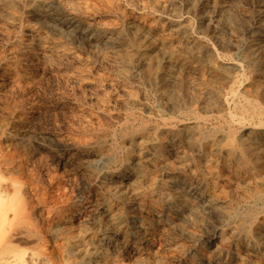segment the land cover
Segmentation results:
<instances>
[{
    "label": "rangeland",
    "instance_id": "rangeland-1",
    "mask_svg": "<svg viewBox=\"0 0 264 264\" xmlns=\"http://www.w3.org/2000/svg\"><path fill=\"white\" fill-rule=\"evenodd\" d=\"M19 1L21 3L17 2L16 5H13L14 8L10 5L5 6V4H2L3 0L0 1V150L2 149L0 153H3L4 151L3 154H8H5V158L10 159V154L14 152L13 156H16V159L11 158L13 159V161H10V163H8L6 166H9V169L13 166L11 169L14 172L16 171L15 168H17L18 170L19 166V170L21 171L22 175V181H24L28 186L30 181L35 182V185L33 184V182L31 185L35 186L34 189L36 193L38 192L37 194L40 198L39 199L36 196L32 197V201L34 202V204L33 202H31V207L29 209L31 218L26 223V225H23L24 227H28H25V230L23 227L21 228V230L37 232L39 234V238H41L42 236L43 237L38 240H36L34 236H30L32 239L28 236H25V240L23 239V237L17 238L19 242L18 244L21 248H24L29 252H33L35 250L33 252L35 253L34 256H36L34 264H40V259H45L46 262L48 260H50V262L55 260L52 263L48 261L49 263L47 262V264H65L69 260H71L68 257L67 251L65 250L67 234L61 231V229L58 227V223L64 217H67L66 215L69 212L73 211V209L75 208H78L85 199V202L87 201V203L91 204L93 207L92 215L94 214V218H89L84 222H80L78 221V219L80 218H78L77 216H73L71 219L73 223L72 225H70V232L71 234L74 233L73 235L75 236H77L79 233L88 232L86 233L87 237L93 235L94 237H100L101 235H99V232L96 231L97 229H95V226H93V222L94 220H97L96 218L99 213H112L113 224H115L114 227L115 231L117 232L116 236L119 239V242L117 243V245L111 246L107 243L105 244L104 240L103 244L106 246V251L100 250L101 257H99L100 260L105 261L104 264H113V258L117 255L120 256L119 262H122L121 264H125L127 262V264H131L132 262L136 261V257L137 260H142L143 264H154L155 262H159L158 264H264V167L261 168L260 165L255 163V165L260 168L258 174L256 173V170H253L254 172L251 170L248 171V169H246V167L243 165L244 163L242 164L241 161H239L236 157L229 158L226 153V148L228 145L227 143L228 141H230V139H233L232 141L236 142L238 138L243 137L248 138L251 143L253 141V144L256 145L262 152L264 159V150H262L264 149V123H262L264 122V113L262 112L257 114L256 111L252 112L253 108L252 106H250L251 104L249 102L250 100H252V98H256L254 97L255 91L253 89V82L257 81L261 84L263 83L262 85H264V79L263 81H261V79L264 78V54H262L264 53V30L262 29V31L258 29L259 23L264 22V19H262L264 18V0H180L181 2L179 0ZM22 1H24V3H22ZM64 2H66V4H68L69 6L75 7L72 8L74 11L72 9L67 10ZM152 2H154L153 4L155 6L152 4ZM156 2L159 6L156 4ZM27 4L30 7L27 6ZM48 6L51 8V11H55L54 13H57L58 15L59 13L62 14V16H64L68 21L67 22L65 20L66 24L70 23L71 21L76 22V20H78V22H81V25L73 27L72 30H69V32L67 33L66 30H63L65 24H59L60 20L57 19L58 24L55 22L51 23V21L49 20L48 22L50 24H53V26L55 27L54 31L49 30V26L47 25L44 17L45 11H43L44 8ZM5 7L9 8H7L6 10ZM63 7H65V9ZM1 8H3V10ZM75 10L78 13L80 12L79 15L78 13L76 14ZM12 11L15 12L13 13ZM7 12L10 13V15L7 14ZM149 12L151 14H149ZM95 17L96 19L94 20ZM85 20H87L88 22ZM3 21L5 22V24H3ZM99 21L103 22L101 23ZM127 21L131 25H128ZM19 22L22 23L20 24ZM96 25H99V27L97 26L96 28ZM39 26L40 28L38 29ZM179 26H183L186 30V33L182 32L180 34H176L174 32V34L172 30L176 29ZM41 31L46 32L42 33ZM102 31H104V33H102ZM73 33L75 34L74 36ZM170 33H173L174 35L172 34L171 36L169 35ZM131 34L134 35L132 36ZM138 34H140V36ZM217 35L220 37H218ZM100 36L101 38H99ZM130 36L132 37L128 38ZM163 38H168L170 41H172V44L174 46L179 47L180 45V47L182 46V48L185 47L183 44L184 42H179V39L186 40L187 38L189 39V41H199L204 47V52H202V54L197 57L193 56L194 58L187 57V62H182L181 64V60L176 59V54L173 55L174 57H169L163 52ZM49 41H51V45ZM61 41L62 43H64L61 44ZM59 43L60 47L58 46ZM151 43L153 44L151 45ZM246 43L253 45L254 53L252 54V56L256 58V62L258 65L256 66L255 70L251 67V61L249 63V59L245 57V52L249 45H247ZM43 44L45 46L49 44V46L45 47L47 49L51 46L48 52H50L53 60L59 59L61 61L57 60V62L51 59H49L50 62L46 60L43 61V59L41 58L43 56L41 55L40 57L39 53V46ZM33 45L34 48L31 47ZM235 45H237V47ZM22 47L25 49H23ZM54 48H57L56 52H53V50L55 51ZM256 48L262 51H258L256 50ZM143 53L148 54L149 56L151 54L155 56L159 61V66L156 69L153 68L151 74H149L148 72L147 65L149 59L145 60V58H142ZM69 54L73 57L69 56ZM224 54H226L227 56ZM231 55L233 56V59ZM208 57L212 58L214 62H216L218 67H228L230 69L228 71V75L225 78L219 77L217 71L212 70L210 65L207 64V62L209 63ZM126 58H128V60ZM59 62H61V64ZM76 62L78 63V65H76ZM238 62L241 65L238 64ZM218 63H220V65L222 66H220ZM139 65L143 66L140 67ZM49 66L51 67L49 68ZM77 67L79 70L76 69ZM73 69L76 70L74 71ZM69 70L74 72L72 73ZM86 70L89 72H87ZM155 70H162L161 72L169 80L168 82L170 84V88L181 91V101L179 99L178 102L172 103L162 95L160 81L155 75ZM241 70L244 74L240 72ZM251 70H253V72ZM174 71L176 72L174 73ZM201 73H203L202 75L204 77L201 75ZM239 73H241V75ZM229 74L231 77L229 76ZM74 76L81 77H76L75 79ZM248 77L251 79H249ZM253 77H256V79H254ZM189 79L192 80L190 81ZM179 80H182L181 86L178 84ZM240 80H242L241 83H238ZM233 81L234 84L232 85ZM207 82H210L213 88L218 91V100L216 104H209L207 102V94L204 93V87L207 86ZM248 82L251 83L249 84ZM189 83H191V85ZM245 85H249L248 87L250 88ZM224 87L226 88V90H223L225 89ZM235 88L237 90H235ZM219 92L221 93L220 95ZM235 94L238 96H236ZM230 95H233L232 97L234 98H231ZM245 99L247 101H243ZM240 100L242 102H239ZM257 100L259 104L264 107L263 99L257 97ZM14 102L17 103L15 104ZM242 103L244 106L241 105ZM184 106L187 110L184 108ZM221 107L223 108L221 109ZM227 107H229V109ZM242 107L244 108L242 109ZM246 108L247 110L250 109V111L248 110L247 112ZM221 110L222 112H220ZM227 113L231 114L228 115ZM204 114H207L205 115L207 118L203 116ZM159 116H162V119H160ZM163 116H166L167 118ZM260 120H262V122ZM253 121L256 123H253ZM166 123H168V125ZM182 124L192 125V128L194 129L192 135L196 136L197 138L200 137V133L202 131L203 133L209 134L210 131H212L214 133L211 132V134L214 135L215 140L213 142H197L195 146H191L188 142V133L183 131L179 133L177 140L171 141L170 134L174 133V131L182 127ZM232 124L233 126H236L233 128V131H230ZM237 125L240 126L238 127ZM138 127H144L143 135L145 138H142L138 133H134L135 129ZM216 128H218L219 130L221 129V131ZM258 130L261 131V134L253 136L252 133L257 132ZM120 131H122L123 133H120ZM145 134H147L148 136H145ZM157 134H159L160 136L163 135V137L167 138V143H165V145L158 147L156 146L159 139V136ZM133 138L135 141L133 140ZM152 139L154 140L151 141ZM224 139L226 140V142ZM25 141L26 143H23ZM199 147H201V149ZM21 148L24 149H22L21 151ZM7 149H10V151L8 152ZM136 152H138V154H136ZM92 155L94 156V158ZM88 157L89 160H87ZM100 157L103 159H100ZM158 158L162 160L165 158L163 160L165 161V164L161 166L156 165L155 161ZM216 158L217 160H215ZM251 161L253 162L254 159H252ZM14 163H16V165ZM192 163H194L195 166H193ZM9 164L12 165L10 166ZM23 166L25 169L23 168ZM236 166H238L239 168ZM26 170L28 173H25ZM142 172L146 174V177L142 179L143 183L141 184L139 189L144 192V194L137 195L136 192L133 191L129 182L136 175ZM260 172L263 174H261ZM239 173L241 175H239ZM244 173L247 174V176ZM253 175L256 177H254ZM26 176L28 178L27 181ZM149 176L153 177L154 180L157 181L156 187L153 189L148 188L146 184L148 179L147 177ZM246 177L248 179L250 177L249 181ZM119 180H123V182L118 183L119 186L117 190H112L111 188L113 187L104 184L111 182L117 183L119 182ZM175 182H177V185H175ZM59 184H61V186ZM246 187L249 188L248 191H246L248 189ZM59 188L60 190L62 189V192L59 190ZM184 188L187 189L185 190ZM250 188H252L253 190ZM259 190H262V192H259ZM66 191L68 192L66 193ZM29 192L30 191L28 190V193ZM59 192H61V194ZM126 192L128 195L126 194ZM167 192L170 193L171 196ZM55 193H57L58 196L55 195ZM257 193L260 194L257 195ZM51 195H55L58 198L55 196L51 197ZM255 195H257V198H255ZM251 196H253V198ZM48 198H50L49 201L47 200ZM245 198H248V200ZM212 201H216L215 206L212 205ZM189 202H196L195 211L189 210ZM43 203L45 204L43 205ZM236 204L238 209H236ZM217 205H219L220 207H217ZM49 206L51 207L49 208ZM33 207H35L36 209ZM251 208L254 209V212H252ZM113 209L114 211H112ZM248 209H250V211ZM45 210L46 212L49 211V213H45ZM37 211H41L42 213L40 212V214L38 212L37 214ZM154 211L157 212L154 213ZM225 212L227 215L225 214ZM239 212H241L240 214L245 215L246 222H244L242 226L237 217V213ZM44 214H47L46 217H44ZM55 219L56 221H54ZM183 220L185 221V223ZM121 221L124 223H122ZM38 222L41 225H39ZM46 222L50 225H47ZM186 222H188V224ZM35 223L36 225H34ZM168 224L170 225V228ZM33 225L35 226V228ZM29 226H32L31 229H33L31 230ZM49 226H51L52 228ZM86 227L89 229H87ZM142 231L143 235L141 234ZM77 232L78 234H75ZM155 234L157 237L155 236ZM125 235L128 236L126 237ZM168 235L169 237H167ZM143 237L145 239H148L145 240ZM151 237H156L157 239H153ZM30 239L32 241H29ZM167 239H169V241ZM22 240H24L23 243ZM33 242H35L36 244ZM41 242H43L46 246L41 244ZM32 243L34 245H32ZM133 243L138 247L137 252H133L130 249L129 245ZM25 244L28 245L26 246ZM169 245L171 248H169ZM37 248L38 250H40L38 251ZM51 248H54V250H52ZM177 249H179V251ZM151 252L153 255L151 254ZM241 253H243V256L241 255ZM244 255L247 257H244ZM152 257L154 258V261ZM169 257H171V259ZM127 258L128 260H126ZM77 259L79 260L78 257L76 259H73L71 264H96V261L94 259H87V261L86 259H82L85 260L84 263H78Z\"/></svg>",
    "mask_w": 264,
    "mask_h": 264
},
{
    "label": "bare ground",
    "instance_id": "bare-ground-1",
    "mask_svg": "<svg viewBox=\"0 0 264 264\" xmlns=\"http://www.w3.org/2000/svg\"><path fill=\"white\" fill-rule=\"evenodd\" d=\"M1 1V0H0ZM70 1V0H69ZM160 1V0H159ZM180 1V0H179ZM17 2H20L19 0L18 1H16V0H3V3L2 4H5V6L6 5H10V6H13V5H16V3ZM45 2V1H44ZM43 2V3H44ZM50 2V1H49ZM151 2V1H150ZM149 2V3H150ZM175 2H177V1H175ZM181 2V1H180ZM185 2V1H184ZM1 3V2H0ZM21 3V2H20ZM22 3H24V1H22ZM26 3V2H25ZM34 3V2H33ZM37 3V2H36ZM39 3V2H38ZM51 3V2H50ZM60 3V2H59ZM154 2H152V4H153ZM187 3V2H186ZM47 4H48V2H47ZM55 4H57V3H55ZM54 4V5H55ZM61 4H63V3H61ZM64 4H65V7H66V9L68 10V9H72V8H75V7H73V6H69L68 4H66V2H64ZM156 4L158 5V3L156 2ZM161 4V3H160ZM1 5V4H0ZM29 5H30V3H29ZM28 4H27V6H29ZM33 5V4H32ZM45 5V4H44ZM148 5V4H147ZM154 5V4H153ZM4 6V5H3ZM50 6V5H49ZM45 7L44 8V10L43 11H45V13H44V17H45V21H46V23H47V25L49 26H47L48 28H49V30H51V31H54L55 30V27L53 26V24H50L48 21L50 20L51 21V23H57V19L58 20H60V22H59V24L61 25H63V24H65V27L63 28V30L65 31L66 30V32L68 33L69 32V30H72V28L73 27H76V26H79V25H81V22H78V20H76V22L75 21H71L70 23H68V24H66V18L64 17V16H62V14H60L59 13V15L57 14V13H54L53 11H51V8L50 7ZM141 6V5H140ZM155 6V5H154ZM159 6V5H158ZM163 6V5H162ZM172 6V5H171ZM30 7V6H29ZM37 7V6H36ZM59 7H60V5H59ZM65 7H63L64 9H65ZM157 7V6H156ZM155 7V8H156ZM6 8V7H5ZM7 8H9V7H7ZM7 8H6V10H7ZM13 8H14V6H13ZM18 8V7H17ZM23 8V7H22ZM27 8V7H26ZM57 8V7H56ZM79 8V7H78ZM2 10H3V8H1ZM20 9V8H19ZM38 9V8H37ZM41 9V8H40ZM55 9V8H54ZM80 9V8H79ZM142 9V8H141ZM140 9V10H141ZM145 9V8H144ZM153 9V8H152ZM9 10V9H8ZM22 10V9H21ZM28 10V9H27ZM56 10V9H55ZM73 10V9H72ZM64 11V10H63ZM74 11V10H73ZM151 11V10H150ZM6 12V11H5ZM11 12V11H10ZM13 12V11H12ZM15 12V11H14ZM13 12V13H14ZM18 12V11H17ZM37 12V11H36ZM65 12V11H64ZM71 12V11H70ZM75 12H76V10H75ZM82 12V11H81ZM146 12H147V10H146ZM1 13V12H0ZM19 13V12H18ZM33 13V12H32ZM35 13V12H34ZM62 13V12H61ZM78 12H76V14H77ZM80 13V12H79ZM79 13H78V15H79ZM157 13V12H156ZM262 13V12H261ZM264 13V12H263ZM262 13V14H263ZM7 14H9L10 15V13H8L7 12ZM17 14V13H16ZM20 14V13H19ZM23 14V13H22ZM27 14V13H26ZM65 14H67V13H65ZM142 14V13H141ZM149 14H151L150 12H149ZM168 14V13H167ZM38 15H39V13H38ZM134 15V14H133ZM155 15H157V14H155ZM164 15V14H163ZM1 16V15H0ZM3 16V15H2ZM12 16V15H11ZM16 16V15H15ZM84 16V15H83ZM170 16V15H169ZM259 16V15H258ZM4 17V16H3ZM6 17V16H5ZM21 17V16H20ZM37 17V16H36ZM43 17V16H42ZM73 17V16H72ZM174 17V16H173ZM176 17V16H175ZM9 18V17H8ZM80 18V17H79ZM78 18V19H79ZM86 18V17H85ZM92 18H93V16H92ZM97 18H99V17H97ZM150 18H152V17H150ZM166 18V17H165ZM1 19V18H0ZM3 19H5V18H3ZM11 19V18H10ZM14 19V18H13ZM96 19V17L94 18V20ZM134 19V18H133ZM262 19H264V18H262ZM17 20V19H16ZM21 20V19H20ZM66 20V21H65ZM70 20V19H69ZM131 20V19H130ZM154 20V19H153ZM156 20H157V18H156ZM182 20V19H181ZM13 21H15V20H13ZM82 21V20H81ZM85 21H87V20H85ZM136 21V20H135ZM142 21H143V19H142ZM159 21V20H158ZM170 21V20H169ZM262 21V20H261ZM4 22V21H3ZM11 22V21H10ZM17 22V21H16ZM38 22V21H37ZM40 22V21H39ZM68 22V21H67ZM75 22V23H74ZM88 22V21H87ZM99 22H103V21H99ZM130 22V21H129ZM146 22V21H145ZM171 22V21H170ZM8 23V22H7ZM20 23V22H19ZM22 23V22H21ZM20 23V24H21ZM32 23H34V22H32ZM127 23H128V21H127ZM160 23V22H159ZM180 23V22H179ZM3 24H5V22L3 23ZM39 24V23H38ZM58 24V23H57ZM56 24V25H57ZM89 24V23H88ZM134 24V23H133ZM255 24V23H254ZM1 25V24H0ZM46 25V24H45ZM128 25H131V24H129L128 23ZM140 25V24H139ZM30 26H32V25H30ZM34 26V25H33ZM35 26H37V25H35ZM97 26L99 27V25H96V28H97ZM163 26V25H162ZM174 26H175V24H174ZM9 27V26H8ZM107 27V26H106ZM105 27V28H106ZM113 27V26H112ZM169 27V26H168ZM10 28V27H9ZM8 28V29H9ZM12 28V27H11ZM34 28V27H33ZM37 28V27H36ZM40 28V26L38 27V29ZM42 28V27H41ZM60 28V27H59ZM67 28H68V30H67ZM86 28V27H85ZM91 28V27H90ZM131 28V27H130ZM133 28V27H132ZM174 28V27H173ZM3 29V28H2ZM37 29V30H38ZM58 29V28H57ZM87 29V28H86ZM134 29V28H133ZM143 29V28H142ZM148 29V28H147ZM151 29V28H150ZM258 29L259 30H264V22H262V23H259V25H258ZM5 30V29H4ZM3 30V31H4ZM7 30V29H6ZM24 30V29H23ZM28 30V29H27ZM45 30H46V28H45ZM84 30V29H83ZM130 30H132V29H130ZM156 30V29H155ZM262 30V31H263ZM10 31V30H9ZM35 31V30H34ZM34 31H33V33H34ZM76 31H78V30H76ZM96 31V30H95ZM123 31V30H122ZM160 31V30H159ZM170 31V30H169ZM173 31V33L175 32L176 34H180V33H182V32H185L186 30L184 29V27L183 26H179V27H177L176 29H173L172 30ZM191 31V30H190ZM24 32V31H23ZM42 33H44V32H46V31H41ZM47 32H48V30H47ZM50 32V31H49ZM65 32V33H66ZM97 32V31H96ZM119 32V31H118ZM145 32V31H144ZM161 32V31H160ZM164 32V31H163ZM166 32V31H165ZM10 33V32H9ZM37 33H39V32H37ZM41 33V34H42ZM60 33H62V32H60ZM59 33V34H60ZM76 33V32H75ZM83 33V32H82ZM102 33H104V31H102ZM121 33V32H120ZM126 33V32H125ZM131 33H132V31H131ZM140 33V32H139ZM148 33V32H147ZM155 33V32H154ZM173 33H170L169 35H171L172 36V34ZM174 33V34H175ZM186 33V32H185ZM46 34V33H45ZM72 34V33H71ZM78 34V33H77ZM91 34V33H90ZM94 34V33H93ZM116 34V33H115ZM144 34V33H143ZM150 34V33H149ZM173 34V35H174ZM196 34H198V33H196ZM6 35V34H5ZM24 35V34H23ZM44 35V34H43ZM42 35V36H43ZM50 35V34H49ZM75 34L73 33V36H74ZM117 35V34H116ZM132 36L134 35V34H131ZM139 36H140V34H138ZM138 35H136V36H138ZM145 35V34H144ZM153 35V34H152ZM194 35V34H193ZM207 35V34H206ZM221 35H223V34H221ZM225 35V34H224ZM252 35V34H251ZM22 36V35H21ZM30 36V35H29ZM37 36V35H36ZM72 36V37H73ZM106 36V35H105ZM107 36H109V35H107ZM111 36V35H110ZM123 36V35H122ZM127 36V35H126ZM132 36H130V37H128V38H131ZM141 36H143V35H141ZM158 36V35H157ZM196 36V35H195ZM218 36V35H217ZM237 36V35H236ZM8 37V36H7ZM175 37V36H174ZM186 37V36H185ZM189 37V36H188ZM200 37V36H199ZM203 37V36H202ZM218 37H220V36H218ZM262 37V36H261ZM19 38H20V36H19ZM47 38H49V37H47ZM55 38H57V37H55ZM54 38V39H55ZM62 38H64V37H62ZM99 38H101V36L99 37ZM134 38V37H133ZM136 38V37H135ZM141 38V37H140ZM170 38V37H169ZM201 38V37H200ZM67 39H69V38H67ZM72 39V38H71ZM106 39V38H105ZM157 39V38H156ZM179 39V38H178ZM196 39V38H195ZM203 39V38H202ZM214 39V38H213ZM249 39H250V37H249ZM264 39V38H263ZM26 40V39H25ZM28 40H30V39H28ZM46 40H48V39H46ZM77 40V39H76ZM108 40V39H107ZM131 40V39H130ZM147 40V39H146ZM191 40V39H190ZM205 40V39H204ZM229 40V39H228ZM243 40V39H242ZM257 40V39H256ZM20 41H21V39H20ZM24 41V40H23ZM32 41H34V40H32ZM54 41V40H53ZM52 41V42H53ZM56 41V40H55ZM57 41H60V40H57ZM64 41V40H63ZM65 41H66V39H65ZM67 41H69V40H67ZM116 41H118V40H116ZM142 41V40H141ZM201 41V40H200ZM215 41H216V39H215ZM231 41V40H230ZM264 41V40H263ZM19 42V41H18ZM40 42V41H39ZM42 42H43V40H42ZM50 42V45H51V41H49ZM108 42V41H107ZM147 42V41H146ZM154 42V41H153ZM163 52L165 53V54H167L169 57H171V56H173V55H177L176 56V59H178V60H181V64H182V62L184 63V62H187V57H189V58H192L193 56L194 57H197V56H199V55H201L202 54V52H204V47H203V45H202V43L201 42H199V41H189V39H187L186 38V40L185 39H179V42H184L183 44H184V48H182V46L180 47V45H179V47H177V46H174L173 44H172V41H170L168 38H163ZM218 42V41H217ZM216 42V43H217ZM247 42V41H246ZM32 43V42H31ZM45 43V42H44ZM47 43V42H46ZM55 43V42H54ZM57 43V42H56ZM61 44H63L62 43V41L60 42ZM60 43H59V47H60ZM140 43V42H139ZM263 43V42H262ZM19 44V43H18ZM66 44V43H65ZM138 44V43H137ZM153 43H151V45H152ZM159 44V43H158ZM219 44V43H218ZM229 44V43H228ZM247 44V43H246ZM249 44V43H248ZM247 44V45H248ZM14 45H16V44H14ZM35 45V44H34ZM34 45L33 46H31L32 48H34ZM37 45V44H36ZM47 45V44H46ZM52 45H54V44H52ZM57 45V44H56ZM100 45H102V44H100ZM140 45V44H139ZM242 45V44H241ZM244 45V44H243ZM262 45V44H261ZM28 46V45H27ZM47 46H49V44L47 45ZM47 46H45L44 44L43 45H40L39 46V48H40V50H39V53H40V57H41V55L43 56V57H41L42 59H43V61H49L50 62V60L49 59H51V60H53V58H52V56H51V54H50V52H48L49 50H50V47L47 49V48H45V47H47ZM158 46V45H157ZM215 46V45H214ZM232 46V45H231ZM236 47H237V45H235ZM36 47H38V46H36ZM55 47V46H54ZM150 47V46H149ZM241 47V46H240ZM239 47V48H240ZM247 47V46H246ZM256 47V46H255ZM254 47V48H255ZM258 47H259V45H258ZM21 48V47H20ZM23 48V47H22ZM58 48V47H57ZM57 48H54L55 49V51L53 50V52H56V49ZM64 48V47H63ZM66 48V47H65ZM234 48V47H233ZM15 49V48H14ZM23 49H25V48H23ZM31 49V48H30ZM43 49V50H42ZM59 49V48H58ZM69 49V48H68ZM97 49H98V47H97ZM156 49V48H155ZM262 49V48H261ZM16 50V49H15ZM60 50V49H59ZM63 50H65V49H63ZM70 50V49H69ZM68 50V51H69ZM256 50H258L257 48H256ZM264 50V49H263ZM23 51V50H22ZM31 51V50H30ZM58 51V50H57ZM62 51V50H61ZM67 51V52H68ZM126 51V50H125ZM124 51V52H125ZM130 51H131V49H130ZM140 51V50H139ZM138 51V52H139ZM151 51V50H150ZM216 51V50H215ZM253 51V45L252 44H249L248 45V48L246 49V52H245V57H247L248 59H249V63H250V61H251V67L252 68H254V70H255V68H256V66H258L257 65V62H256V58H254L253 56H252V54L254 53V51ZM258 51H262V50H258ZM48 52V53H47ZM65 52V51H64ZM93 52V51H92ZM148 52V51H147ZM217 52V51H216ZM222 52V51H221ZM235 52V51H234ZM256 52V51H255ZM36 53H38V52H36ZM52 53V52H51ZM63 53V52H62ZM66 53V52H65ZM94 53V52H93ZM122 53H123V51H122ZM150 53V52H149ZM212 53V52H211ZM214 53V52H213ZM225 53V52H224ZM228 53V52H227ZM226 53V54H227ZM230 53H231V51H230ZM259 53V52H258ZM54 54V53H53ZM76 54V53H75ZM221 54V53H220ZM226 54H224V55H226ZM229 54V53H228ZM237 54V53H236ZM235 54V55H236ZM261 54V53H260ZM262 54H264V53H262ZM55 55V54H54ZM67 55V54H66ZM125 55V54H124ZM124 55H122V56H124ZM128 55H129V53H128ZM158 55V54H157ZM216 55V54H215ZM255 55V54H254ZM12 56V55H11ZM25 56V55H24ZM69 56H72V55H70L69 54ZM121 56V55H120ZM138 56V55H137ZM227 56V55H226ZM232 56V55H231ZM256 56V55H255ZM260 56V55H259ZM14 57V56H13ZM58 57V56H57ZM73 57V56H72ZM174 57V56H173ZM193 57V58H194ZM241 57V56H240ZM263 57V56H262ZM29 58V57H28ZM75 58H77V57H75ZM142 58H145V60L146 59H149L148 60V63H147V65H148V72H149V74H151L152 73V70H153V68H157L158 66H159V61H158V59L155 57V56H153V55H151L150 54V56L148 55V54H145V53H143V57ZM12 59H15V58H12ZM22 59V58H21ZM26 59V58H25ZM34 59V58H33ZM67 59H69V58H67ZM127 60H128V58H126ZM130 59H132V58H130ZM140 59V58H139ZM226 59V58H225ZM230 59V58H229ZM232 59H233V56H232ZM231 59V60H232ZM242 59V58H241ZM29 60V59H28ZM57 60H59V59H57ZM57 60H53V61H57ZM66 60V59H65ZM170 60V59H169ZM208 60H209V63L207 62V64H209L210 65V67L212 68V70H214V71H217V74H218V76L219 77H221V78H225L227 75H228V71L230 70L228 67L226 68V67H224V68H220V67H218V65L216 64V62H214V60L212 59V58H210V57H208ZM223 60V59H222ZM230 60V61H231ZM247 60V59H246ZM257 60H258V58H257ZM262 60V59H261ZM264 60V59H263ZM22 61V60H21ZM42 61V60H41ZM59 61H61V60H59ZM62 61H64V60H62ZM126 61V60H125ZM133 61H135V60H133ZM138 61V60H137ZM196 61V60H195ZM225 61V60H224ZM238 61V60H237ZM15 62V61H14ZM18 62V61H17ZM29 62V61H28ZM32 62V61H31ZM40 62V61H39ZM52 62V61H51ZM58 62V61H57ZM69 62V61H68ZM78 62V61H77ZM76 62V65H78V63ZM80 62V61H79ZM170 62V61H169ZM189 62V61H188ZM194 62V61H193ZM197 62V61H196ZM201 62H203V61H201ZM247 62V61H246ZM260 62V61H259ZM264 62V61H263ZM43 63V62H42ZM42 63H40V64H42ZM60 64H61V62H59ZM59 63H58V65H59ZM64 63V62H63ZM71 63V62H70ZM136 63V62H135ZM173 63H175V62H173ZM192 63V62H191ZM242 63V62H241ZM19 64V63H18ZM25 64V63H24ZM35 64V63H34ZM44 64V63H43ZM51 64V63H50ZM119 64V63H118ZM122 64V63H121ZM137 64V63H136ZM145 64V63H144ZM193 64V63H192ZM196 64V63H195ZM219 65H220V63H218ZM227 64V63H226ZM231 64V63H230ZM238 64H240L239 62H238ZM246 64V63H245ZM14 65V64H13ZM23 65V64H22ZM32 65V64H31ZM56 65V64H55ZM54 65V66H55ZM63 65V64H62ZM81 65V64H80ZM174 65V64H173ZM197 65V64H196ZM232 65V64H231ZM241 65V64H240ZM243 65V64H242ZM249 65V64H248ZM47 66V65H46ZM53 66V67H54ZM70 66V65H69ZM85 66V65H84ZM120 66V65H119ZM118 66V67H119ZM140 66V65H139ZM143 65H141L140 67H142ZM166 66V65H165ZM220 66H222V65H220ZM236 66V65H235ZM247 66V65H246ZM14 67V66H13ZM16 67V66H15ZM51 66H49V68H50ZM75 67V66H74ZM44 68V67H43ZM59 68V67H58ZM134 68V67H133ZM139 68V67H138ZM205 68V67H204ZM69 69V68H68ZM70 69H71V67H70ZM76 69H78V67L76 68ZM75 69V70H76ZM140 69V68H139ZM180 69V68H179ZM182 69V68H181ZM184 69V68H183ZM208 69H209V67H208ZM246 69H248V68H246ZM260 69V68H259ZM13 70V69H12ZM11 70V71H12ZM46 70V69H45ZM62 70V69H61ZM74 70V69H73ZM74 70V71H75ZM79 70V69H78ZM77 70V71H78ZM187 70H189V69H187ZM22 71V70H21ZM64 71V70H63ZM69 71H71V70H69ZM73 71V72H74ZM87 71V70H86ZM162 71V70H161ZM160 70H155V75H156V77L159 79V81H160V88H161V93H162V95L166 98V99H168V100H170L172 103H176V102H178L179 101V99L182 97V93H181V91H179V90H174V89H172V88H170V84H169V80H168V78L161 72ZM172 71V70H171ZM185 71V70H184ZM195 71V70H194ZM252 72H253V70H251ZM257 71V70H256ZM9 72V71H8ZM72 72V71H71ZM72 72V73H73ZM87 72H89V71H87ZM176 71H174V73H175ZM188 72V71H187ZM193 72V71H192ZM241 73L243 72L242 70L240 71ZM263 72V71H262ZM22 73V72H21ZM86 73V72H85ZM186 73V72H185ZM204 73V72H203ZM203 73H201V75L203 74ZM230 73V72H229ZM235 73V72H234ZM241 73H239L240 75H241ZM246 73V72H245ZM250 73V72H249ZM90 74V73H89ZM138 74V73H137ZM198 74H200V73H198ZM231 74V73H230ZM230 74H229V76H230ZM236 74V73H235ZM242 74H244V73H242ZM247 74V73H246ZM251 74V73H250ZM264 74V73H263ZM25 75V74H24ZM148 75V74H147ZM200 75V76H201ZM210 75V74H209ZM215 75V74H214ZM249 75V74H248ZM73 76V75H72ZM88 76V75H87ZM138 76V75H137ZM203 76V75H202ZM201 76V77H202ZM208 76V75H207ZM238 76V75H237ZM243 76V75H242ZM75 77V76H74ZM76 77H81V76H76ZM76 77H75V79H76ZM148 77V76H147ZM200 77V78H201ZM204 77V76H203ZM213 77V76H212ZM231 77V76H230ZM241 77V76H240ZM257 77V76H256ZM256 77H253L254 79H256ZM263 77V76H262ZM4 78V77H3ZM24 78V77H23ZM82 78H83V75H82ZM175 78V77H174ZM192 78V77H191ZM242 78H244V77H242ZM249 78V77H248ZM13 79V78H12ZM85 79V78H84ZM170 79V78H169ZM199 79V78H198ZM208 79V78H207ZM216 79V78H215ZM218 79V78H217ZM249 79H251V78H249ZM263 79L264 78H262L261 79V81H263ZM17 80V79H16ZM79 80H80V78H79ZM190 81L192 80V79H189ZM194 80V79H193ZM235 80V79H234ZM259 80V79H258ZM171 81V80H170ZM196 81V80H195ZM198 81V80H197ZM202 81V80H201ZM204 81V80H203ZM230 81V80H229ZM241 81L242 80H240L238 83H241ZM243 81H244V79H243ZM14 82H16V81H14ZM143 82V81H142ZM218 82V81H217ZM16 83H18V82H16ZM16 83H13V84H16ZM201 83V82H200ZM206 83V82H205ZM214 83V82H213ZM221 83V82H220ZM245 83H246V81H245ZM249 83V82H248ZM247 83V84H248ZM251 83V82H250ZM249 83V84H250ZM12 84V83H11ZM25 84V83H24ZM180 86H181V84H182V80H179V83H178ZM190 85H191V83H189ZM204 84V83H203ZM217 84V83H216ZM234 84V81H233V83H232V85ZM263 84V83H262ZM260 82H257V81H254L253 82V89H254V91H255V93H254V97H256V98H252V100H250L249 102H250V106H252V108H253V110H252V112L253 111H256L257 112V114L258 113H264V107L263 106H261L260 104H259V102H258V100H257V97L258 98H261V99H263V101H264V85H262ZM20 85V84H19ZM33 85V84H32ZM197 85V84H196ZM221 85V84H220ZM225 85V84H224ZM236 85V84H235ZM23 86V85H22ZM198 86V85H197ZM226 86V85H225ZM245 86H247V85H245ZM244 86V87H245ZM249 86V85H248ZM247 86V87H248ZM251 86V85H250ZM31 87V86H30ZM191 87V86H190ZM232 87V86H231ZM239 87V86H238ZM237 87V88H238ZM151 88V87H150ZM225 88V87H224ZM233 88H234V86H233ZM241 88V87H240ZM248 88H250V87H248ZM180 89V88H179ZM197 89V88H196ZM202 89V88H201ZM228 89V88H227ZM220 90V89H219ZM223 90H226V88L225 89H223ZM235 90H237L236 88H235ZM234 90V91H235ZM248 90V89H247ZM222 91V90H221ZM190 92H192V91H190ZM189 92V93H190ZM226 92H228V91H226ZM237 92V91H236ZM242 92H243V90H242ZM253 92V91H252ZM204 93L205 94H207V98H208V103L209 104H216L217 103V97H218V91H216L214 88H213V86L211 85V83L210 82H207V86H205L204 87ZM235 93V92H234ZM221 93L219 92V95H220ZM230 94V93H229ZM154 95V94H153ZM195 95V94H194ZM234 95V94H233ZM232 95V96H233ZM236 95V94H235ZM240 95V94H239ZM228 96V95H227ZM231 96V95H230ZM231 96V98H234V97H232ZM236 96H238V95H236ZM241 97V96H240ZM239 97V98H240ZM226 98V97H225ZM242 98V97H241ZM246 98V97H245ZM222 100H227V99H222ZM233 100V99H232ZM180 101H181V99H180ZM231 101V100H230ZM236 101V100H235ZM243 101H247L246 99L245 100H243ZM18 102V101H17ZM16 102V103H17ZM228 102V101H227ZM238 102V101H237ZM239 102H242L241 100L239 101ZM248 102V103H249ZM15 103V102H14ZM15 103V104H16ZM23 103V102H22ZM155 103V102H154ZM183 103V102H182ZM234 103V102H233ZM245 103V102H244ZM156 104V103H155ZM192 104H194V103H192ZM222 104V103H221ZM246 104H247V102H246ZM206 105V104H205ZM220 105V104H219ZM227 105V104H226ZM230 105V104H229ZM233 105V104H232ZM241 105H243V103L241 104ZM194 106V105H193ZM222 106V105H221ZM231 106V105H230ZM235 106V105H234ZM244 106V105H243ZM232 107V106H231ZM22 108V107H21ZM133 108V107H132ZM131 108V109H132ZM170 108V107H169ZM184 108H185V106H184ZM223 107H221V109H222ZM228 109H229V107H227ZM234 108H236V107H234ZM244 107H242V109H243ZM248 108V107H247ZM247 108H246V110H247ZM155 109V108H154ZM163 109V108H162ZM186 109V108H185ZM189 109V108H188ZM193 109V108H192ZM191 109V110H192ZM231 109V108H230ZM237 109H239V108H237ZM160 110V109H159ZM183 110V109H182ZM187 110V109H186ZM227 110V109H226ZM249 111H250V109H248ZM248 110H247V112H248ZM134 111V110H133ZM158 111V110H157ZM202 111V110H201ZM201 111H199V112H201ZM176 112V111H175ZM193 112V111H192ZM191 112V113H192ZM208 112V111H207ZM220 112H222V110L220 111ZM219 112V113H220ZM228 112V111H227ZM235 112V111H234ZM233 112V113H234ZM246 112V111H245ZM162 113V112H161ZM163 113H164V111H163ZM177 113V112H176ZM214 113V112H213ZM233 113H232V115H233ZM236 113V112H235ZM244 113V112H243ZM159 114V113H158ZM187 114V113H186ZM228 114V113H227ZM231 113H229L228 115H230ZM237 114H238V112H237ZM242 114V113H241ZM129 115V114H128ZM135 115V114H134ZM160 115V114H159ZM163 115V114H162ZM165 115V114H164ZM172 115V114H171ZM170 115V116H171ZM197 115H199V114H197ZM196 115V116H197ZM205 115H207V114H204L203 116L204 117H206ZM209 115V114H208ZM250 115H252V114H250ZM133 116V115H132ZM137 116V115H136ZM135 116V117H136ZM192 116H193V114H192ZM248 116H249V114H248ZM255 116V115H254ZM134 117V118H135ZM139 117V116H138ZM162 117V116H161ZM160 116H159V118L160 119H162ZM163 117H166V116H163ZM172 117V116H171ZM170 117V118H171ZM173 117H176V116H173ZM184 117V116H183ZM202 117V116H201ZM210 117V116H209ZM214 117V116H213ZM224 117V116H223ZM230 117V116H229ZM261 117V116H260ZM264 117V116H263ZM262 117V118H263ZM167 118V117H166ZM170 118H168V119H170ZM195 118V117H194ZM207 118V117H206ZM228 118V117H227ZM233 118V117H232ZM256 118V117H255ZM133 119V118H132ZM146 119V118H145ZM156 119V118H155ZM198 119H199V117H198ZM213 119V118H212ZM218 119V118H217ZM239 119V118H238ZM241 119V118H240ZM144 120V119H143ZM149 120V119H148ZM150 120H151V118H150ZM157 120V119H156ZM164 120H166V119H164ZM175 120V119H174ZM173 120V121H174ZM196 120V119H195ZM194 120V121H195ZM207 120V119H206ZM221 120V119H220ZM232 120V119H231ZM236 120V119H235ZM246 120V119H245ZM251 120V119H250ZM145 121V120H144ZM147 121V120H146ZM181 121V120H180ZM229 121V120H228ZM227 121V122H228ZM244 121V120H243ZM247 121V120H246ZM261 122H262V120H260ZM140 122H141V120H140ZM143 122V121H142ZM185 122V121H184ZM201 122V121H200ZM218 122V121H217ZM233 122H234V120H233ZM238 122V121H237ZM236 122V123H237ZM251 122V121H250ZM148 123V122H147ZM159 123V122H158ZM196 123V122H195ZM199 123V122H198ZM197 123V124H198ZM206 123V122H205ZM225 123H226V121H225ZM239 123V122H238ZM253 123H256V122H254L253 121ZM253 123H251V124H253ZM262 123H264V122H262ZM150 124H151V122H150ZM161 124V123H160ZM167 125H168V123H166ZM174 124V123H173ZM202 124V123H201ZM204 124V123H203ZM215 124V123H214ZM244 124V123H243ZM148 125V124H147ZM146 125V126H147ZM157 125V124H156ZM175 125V124H174ZM183 125V124H182ZM205 125V124H204ZM235 125V124H234ZM248 125V124H247ZM260 125V124H259ZM258 125V126H259ZM125 126H127V125H125ZM145 126V127H146ZM149 126V125H148ZM158 126H159V124H158ZM161 126H163V125H161ZM172 126V125H171ZM178 126V125H177ZM209 126V125H208ZM224 126V125H223ZM230 126V125H229ZM236 126V125H235ZM235 126H233V124H232V127L230 128V131H233L234 129V127ZM238 127L240 126V125H237ZM134 127V126H133ZM150 127V126H149ZM156 127V126H155ZM220 127V126H219ZM125 128V127H124ZM201 128V127H200ZM204 128V127H203ZM222 128V127H221ZM259 128V127H258ZM122 129V128H121ZM126 129V128H125ZM152 129V128H151ZM150 129V130H151ZM154 129V128H153ZM216 129H218V128H216ZM129 130H130V127H129ZM149 130V129H148ZM204 130V129H203ZM219 130V129H218ZM224 130V129H223ZM222 130V131H223ZM235 130H236V128H235ZM254 130V129H253ZM123 131V130H122ZM122 131H120V133L122 132ZM127 131V130H126ZM147 131V130H146ZM183 131H185V132H187L188 133V142H189V144L191 145V146H195L196 145V143L197 142H202V141H211V142H213L214 140H215V137H214V135L213 134H211V132L212 131H210V134L209 133H203V131L200 133V137H196V136H193L192 134H193V132H194V129L192 128V125H183L182 127H180L178 130H176V131H174V133H171L170 134V140L171 141H175V140H177V138H178V136H179V133H181V132H183ZM199 131H200V129H199ZM215 131V130H214ZM219 131H221V129L219 130ZM148 132V131H147ZM225 132V131H224ZM123 133V132H122ZM130 133V132H129ZM134 133H138V134H140L141 135V137L143 138L144 137V135H143V133H144V127H138V128H136L135 129V131H134ZM197 133H199V132H197ZM212 133H214V132H212ZM218 133V132H217ZM221 133V132H220ZM252 133V132H251ZM119 134V133H118ZM163 134H165V133H163ZM219 134V133H218ZM253 134V136H256V135H260L261 134V131L260 130H258L257 132H254V133H252ZM121 135V134H120ZM147 134H145V136H146ZM158 136H159V139H158V143H157V147L158 146H162V145H165V143H167V138L166 137H163V135L162 136H160L159 134H157ZM248 135V134H247ZM264 135V134H263ZM148 136V135H147ZM182 136V135H181ZM227 136H228V133H227ZM145 138V137H144ZM158 138V137H157ZM223 138V137H222ZM264 138V137H263ZM122 139H123V137H122ZM132 139V138H131ZM141 139V138H140ZM148 139V138H147ZM156 139V138H155ZM230 139V138H229ZM127 140V139H126ZM133 140H134V138H133ZM154 139H152L151 141H153ZM179 140V139H178ZM225 140V139H224ZM223 140V141H224ZM228 140V139H227ZM233 139H230V141H228V145H227V148H226V153H227V155H228V157L229 158H233V157H236L239 161H241V163L246 167V169H248V171L249 170H251V171H255L256 170V173L258 174V171H259V169L260 168H258L256 165H255V163H257L258 165H260V167L262 168V167H264V159H263V155H262V152L260 151V149H258V147L256 146V145H254L253 144V141H252V143L248 140V138H243V137H240V138H238L237 139V141L235 142V141H232ZM135 141V140H134ZM150 141V140H149ZM148 141V142H149ZM138 142V141H137ZM225 142H226V140H225ZM1 143V142H0ZM18 143H20V142H18ZM23 143H26V141L25 142H23ZM136 143V142H135ZM143 143V142H142ZM171 143V142H170ZM169 143V144H170ZM186 143V142H185ZM216 143V142H215ZM128 144V143H127ZM168 144V145H169ZM200 144V143H199ZM212 144V143H211ZM211 144H210V146H211ZM264 144V143H263ZM3 145V144H2ZM16 145V144H15ZM25 145V144H24ZM28 145V144H27ZM61 145H64V144H61ZM133 145V144H132ZM145 145V144H144ZM178 145V144H177ZM215 145V144H214ZM222 145V144H221ZM20 146V145H19ZM22 146V145H21ZM26 146V145H25ZM63 147V146H62ZM149 147V146H148ZM156 147V148H157ZM185 147V146H184ZM264 147V146H263ZM1 148V147H0ZM7 148V147H6ZM5 148V149H6ZM9 148V147H8ZM125 148H126V146H125ZM134 148V147H133ZM144 148V147H143ZM174 148V147H173ZM187 148V147H186ZM192 148V147H191ZM200 149H201V147H199ZM22 149H24V148H21V151H22ZM67 149V148H66ZM2 150V149H1ZM0 150V151H1ZM8 150V149H7ZM14 150V149H13ZM18 150V149H17ZM30 150V149H29ZM113 150V149H112ZM198 150V149H197ZM220 150V149H219ZM262 150H264V149H262ZM6 151V150H5ZM10 151V149L8 150V152ZM16 151V150H15ZM21 151H19V152H21ZM102 151V150H101ZM24 152V151H23ZM99 152V151H98ZM170 152H172V151H170ZM174 152V151H173ZM3 153H4V151H3ZM2 152L0 153V264H34V260H35V258H36V256H34L35 255V253H33L32 251L31 252H29V251H26L24 248H21L20 246H19V242H18V239L17 238H21V237H23V239L24 238H26L25 236H28L29 238H31L32 236H34V238L36 239V240H38V239H41V238H39V234L37 233V232H33V231H28L27 229V231H22L21 230V228H23L24 226L23 225H26V223L29 221V219L31 218V216H30V214H29V209H30V205H31V202H33L32 200V197H37V198H39V195L36 193V191H35V189H34V187L35 186H33V185H31L32 184V182L33 181H30V183H29V186L28 185H26L25 184V182L24 181H22V175H21V171L19 170V166H18V170H17V168H15L16 169V171L14 172V171H12V167L9 169V166H6L8 163H10V161H13V159H11V158H15L14 156H13V153L12 154H10L11 155V157H10V159L9 158H5L6 157V155H8V154H3ZM90 153V152H89ZM94 153V152H93ZM100 153V152H99ZM130 153H132V152H130ZM135 153V152H134ZM197 153V152H196ZM201 153V152H200ZM219 153V152H218ZM17 154H18V152H17ZM87 154V153H86ZM108 154V153H107ZM114 154V153H113ZM136 154H138V152H136ZM163 154V153H162ZM168 154V153H167ZM174 154V153H173ZM212 154V153H211ZM215 154V153H214ZM84 155V154H83ZM98 155V154H97ZM96 155V156H97ZM225 155V154H224ZM93 156V155H92ZM125 156V155H124ZM135 156V155H134ZM139 156V155H138ZM168 156V155H167ZM207 156V155H206ZM103 157V156H102ZM106 157V156H105ZM140 157V156H139ZM201 157V156H200ZM218 157H219V155H218ZM84 158V157H83ZM86 158H87V156H86ZM93 158H94V156H93ZM96 158V157H95ZM115 158V157H114ZM224 158V157H223ZM16 159V158H15ZM100 159H103V158H101L100 157ZM105 159V158H104ZM113 159V158H112ZM124 159V158H123ZM131 159V158H130ZM129 159V160H130ZM165 159V158H164ZM163 159V160H164ZM193 159V158H192ZM252 159H254V161L252 162L251 160ZM87 160H89V157H88V159ZM86 160V161H87ZM91 160V159H90ZM118 160V159H117ZM122 160V159H121ZM162 159H160V158H158L156 161H155V164L156 165H159V166H161V165H163V164H165V161H163ZM184 160V159H183ZM215 160H217V158L215 159ZM222 160V159H221ZM82 161V160H81ZM85 161V162H86ZM133 161V160H132ZM147 161V160H146ZM174 161V160H173ZM188 161V160H187ZM227 161V160H226ZM25 162V161H24ZM83 162V161H82ZM94 162V161H93ZM176 162V161H175ZM210 162H211V160H210ZM213 162V161H212ZM13 163V162H12ZM23 163V162H22ZM41 163V162H40ZM84 163V162H83ZM95 163V162H94ZM100 163V162H99ZM202 163H203V161H202ZM15 165H16V163H14ZM87 164V163H86ZM90 164V163H89ZM123 164V163H122ZM193 164V166H195L194 165V163H192ZM10 165V164H9ZM12 165V164H11ZM10 165V166H11ZM100 165H101V163H100ZM149 165V164H148ZM151 165V164H150ZM27 166V165H26ZM102 166V165H101ZM109 166V165H108ZM189 166V165H188ZM209 166V165H208ZM68 167V166H67ZM191 167V166H190ZM236 167H238V166H236ZM23 168H24V166H23ZM34 168V167H33ZM155 168V167H154ZM154 168H152V169H154ZM157 168V167H156ZM170 168V167H169ZM173 168V167H172ZM181 168V167H180ZM216 168V167H215ZM239 168V167H238ZM25 169V168H24ZM162 169V168H161ZM186 169V168H185ZM197 169V168H196ZM208 169H210V168H208ZM36 170V169H35ZM160 170V169H159ZM174 170V169H173ZM240 170V169H239ZM50 171V170H49ZM53 171V170H52ZM170 171V170H169ZM233 171H235V170H233ZM253 171V172H254ZM27 172V170L25 171V173ZM32 172V171H31ZM34 172V171H33ZM41 172V171H40ZM135 172V171H134ZM148 172V171H147ZM197 172H198V170H197ZM245 172V171H244ZM264 172V171H263ZM28 173V172H27ZM152 173V172H151ZM156 173V172H155ZM243 173V172H242ZM246 173V172H245ZM244 173V174H245ZM251 173V172H250ZM255 173V174H256ZM261 173V172H260ZM259 173V174H260ZM29 174H31V173H29ZM42 174V173H41ZM183 174V173H182ZM212 174V173H211ZM210 174V175H211ZM261 174H263V173H261ZM26 175H28V174H26ZM186 175V174H185ZM194 175V174H193ZM192 175V176H193ZM202 175V174H201ZM207 175V174H206ZM239 175H241L240 173H239ZM246 176H247V174H245ZM244 175V176H245ZM31 176H33V175H31ZM42 176V175H41ZM46 176V175H45ZM128 176V175H127ZM156 176V175H155ZM208 176H209V174H208ZM207 176V177H208ZM217 176V175H216ZM243 176V177H244ZM254 176V175H253ZM111 177V176H110ZM123 177V176H122ZM133 177V176H132ZM146 177V174L144 173V172H142V173H140V174H138V175H136L129 183L131 184V187H132V189H133V191L134 192H136V194L137 195H140V194H144V192H142L139 188H140V186H141V184L143 183L142 182V179H144ZM221 177V176H220ZM242 177V176H241ZM254 177H256V176H254ZM30 178V177H29ZM43 178V177H42ZM148 179H147V186H148V188H151V189H153V188H155L156 187V182L157 181H155L154 180V178L153 177H147ZM214 178H216V177H214ZM247 178V177H246ZM252 178V177H251ZM263 178H264V174H263ZM27 176H26V181H27ZM44 179V178H43ZM106 179V178H105ZM190 179V178H189ZM245 179V178H244ZM248 179V178H247ZM249 179H250V177H249ZM249 179H248V181H249ZM24 180H25V178H24ZM32 180H33V178H32ZM161 180V179H160ZM254 180V179H253ZM260 180V179H259ZM41 181V180H40ZM115 181V180H114ZM255 181V180H254ZM262 181V180H261ZM44 182V181H43ZM42 182V183H43ZM52 182V181H51ZM56 182V181H55ZM120 182H123V180H119V182H117V183H104V184H107L108 186H110V187H113V188H111L112 190H117V188H118V183H120ZM160 182V181H159ZM164 182V181H163ZM239 182V181H238ZM253 182V181H252ZM35 182H33V184H34ZM53 183V182H52ZM128 183V182H127ZM177 182H175V185H177L176 184ZM51 184V183H50ZM58 184V183H57ZM207 184H209V183H207ZM243 184H245V183H243ZM247 184V183H246ZM35 185V184H34ZM39 185H41V184H39ZM38 185V186H39ZM60 186H61V184H59ZM103 185V184H102ZM127 185V184H126ZM232 185V184H231ZM236 185H237V183H236ZM46 186V185H45ZM48 186V185H47ZM55 186V185H54ZM64 186V185H63ZM125 186V185H124ZM130 186V185H129ZM37 187V186H36ZM57 187V186H56ZM180 187V186H179ZM227 187V186H226ZM249 187V186H248ZM248 187H246V188H248ZM256 187V186H255ZM63 188V187H62ZM123 188H125V187H123ZM159 188V187H158ZM162 188V187H161ZM166 188V187H165ZM253 188V187H252ZM252 188H250V189H252ZM40 189H41V187H40ZM43 189V188H42ZM51 189V188H50ZM110 189V188H109ZM142 189V188H141ZM185 189V188H184ZM187 189V188H186ZM185 189V190H186ZM209 189V188H208ZM217 189V188H216ZM254 189V188H253ZM252 189V190H253ZM28 190L30 191L29 193H28ZM59 190H60V188H59ZM62 190V189H61ZM60 190V191H61ZM149 190V189H148ZM249 190V188L246 190V191H248ZM53 191V190H52ZM65 191V190H64ZM108 191V190H107ZM212 191V190H211ZM232 191V190H231ZM239 191V190H238ZM263 191H264V188H263ZM58 192V191H57ZM62 192V191H61ZM61 192H59L60 194H61ZM68 191H66V193H67ZM117 192V191H116ZM119 192V191H118ZM153 192H154V190H153ZM164 192V191H163ZM259 192H262V190H259ZM41 193V192H40ZM50 193V192H49ZM65 193V194H66ZM86 193H88V192H86ZM128 193H129V191H128ZM157 193V192H156ZM168 193V192H167ZM185 193V192H184ZM207 193V192H206ZM221 193H222V191H221ZM235 193V192H234ZM253 193V192H252ZM64 194V193H63ZM70 194V193H69ZM80 194V193H79ZM83 194H85V193H83ZM83 194H81V195H83ZM104 194V193H103ZM126 194H127V192H126ZM150 194V193H149ZM169 195H170V193H168ZM195 194V193H194ZM199 194V193H198ZM198 194H197V196H198ZM220 194V193H219ZM233 194V193H232ZM258 194H260V193H257V195ZM262 194V193H261ZM264 194V193H263ZM55 195H57V193H55ZM55 195H53V196H55ZM74 195V194H73ZM123 195V194H122ZM128 195V194H127ZM254 195V194H253ZM257 195H255V198H257L256 196ZM42 196H43V194H42ZM47 196V195H46ZM50 196V195H49ZM52 195H51V197H53ZM58 196V195H57ZM57 196H55V197H57ZM60 196V195H59ZM67 196H68V194H67ZM79 196V195H78ZM88 196V195H87ZM125 196V195H124ZM158 196V195H157ZM171 196V195H170ZM196 196V197H197ZM205 196V195H204ZM264 196V195H263ZM40 197H41V194H40ZM106 197V196H105ZM194 197V196H193ZM212 197V196H211ZM252 198H253V196H251ZM36 198V199H37ZM58 198V197H57ZM61 198V197H60ZM66 198V197H65ZM72 198V197H71ZM82 198V197H81ZM120 198V197H119ZM202 198V197H201ZM206 198V197H205ZM209 198V197H208ZM261 198V197H260ZM264 198V197H263ZM40 199V198H39ZM49 199L50 198H48L47 200L49 201ZM68 199V198H67ZM79 199V198H78ZM88 199V198H87ZM125 199V198H124ZM172 199V198H171ZM220 199V198H219ZM222 199V198H221ZM245 199H247L248 200V198H245ZM245 199H244V201H245ZM46 200V201H47ZM55 200V199H54ZM76 200V199H75ZM86 200V199H85ZM85 200H84V202L82 203V204H80V206L78 207V208H75V209H73V211H71V212H69L66 216L67 217H64L59 223H58V227L61 229V231L62 232H64L65 234H67V242H66V246H65V250L67 251V254H68V257L71 259V260H69L67 263H65V264H71L72 263V260L73 259H76L77 257L79 258V260L77 259V261H78V263L80 262V263H84L85 262V260H82V259H86V261H87V259H94L95 261H96V264H104L105 263V261L103 260H100L99 259V257H101V255H100V250L101 251H106V246L103 244L104 243V240H105V244L107 243L108 245H117V243L119 242L118 240V238H117V236H116V234H117V232L115 231V227H114V225L115 224H113V214L112 213H109V212H105V213H99V215L97 216V220H94V225L93 226H95V229H97L96 231L97 232H99L98 234L99 235H101L100 237H97L96 235V237H94V235L93 236H86V233H88V232H86V233H79L78 234V232L77 233H75V234H78L77 236H75V235H73V234H71V232H70V225H72V221H71V219H72V217L73 216H77L78 218H80V219H78V221H82V222H84V221H86V219L88 220L89 218H94V214L92 215V211H93V207H92V205L91 204H89V203H87V201L85 202ZM91 200V199H90ZM95 200V199H94ZM102 200V199H101ZM126 200V199H125ZM196 200V199H195ZM208 200V199H207ZM259 200V199H258ZM53 201V200H52ZM57 201V200H56ZM58 201H59V199H58ZM92 201V200H91ZM98 201V200H97ZM100 201V200H99ZM155 201H156V199H155ZM193 201V200H192ZM200 201V200H199ZM39 202H41V201H39ZM38 202V203H39ZM50 202H51V200H50ZM128 202V201H127ZM136 202V201H135ZM201 202V201H200ZM207 202V201H206ZM216 201H212V205L213 206H215L216 205V203H215ZM247 202H249V201H247ZM252 202V201H251ZM257 202V201H256ZM260 202H261V200H260ZM37 203V204H38ZM46 203V202H45ZM45 203H43V205L45 204ZM58 203V202H57ZM87 203V204H86ZM94 203V202H93ZM103 203V202H102ZM146 203V202H145ZM164 203V202H163ZM196 203V202H195ZM195 203H192V202H189V204H188V208H189V210H191V211H195L196 210V204ZM33 204H34V202H33ZM54 204H56V203H54ZM61 204V203H60ZM98 204V203H97ZM207 204V203H206ZM256 204V203H255ZM75 205V204H74ZM78 205V204H77ZM162 205V204H161ZM233 205V204H232ZM247 205V204H246ZM35 206V205H34ZM47 206V205H46ZM45 206V207H46ZM53 206V205H52ZM55 206V205H54ZM58 206V205H57ZM97 206V205H96ZM104 206V205H103ZM150 206V205H149ZM207 206V205H206ZM235 206V205H234ZM42 207V206H41ZM51 206H49V208H50ZM95 207V206H94ZM107 207V206H106ZM166 207V206H165ZM217 207H220L219 205H217ZM239 207V206H238ZM240 207H241V205H240ZM33 208H35V207H33ZM49 208H48V210H49ZM71 208V207H70ZM105 208V207H104ZM123 208V207H122ZM146 208V207H145ZM207 208V207H206ZM243 208V207H242ZM36 209V208H35ZM126 209H127V207H126ZM141 209V208H140ZM151 209V208H150ZM166 209V208H165ZM204 209V208H203ZM234 209V208H233ZM236 209H238L237 208V204H236ZM257 209V208H256ZM39 210H41V209H39ZM57 210V209H56ZM55 210V211H56ZM111 210V209H110ZM157 210H159V209H157ZM164 210V209H163ZM235 210V209H234ZM240 210V209H239ZM246 210V209H245ZM244 210V211H245ZM249 211H250V209H248ZM251 210H252V212H254V209H252L251 208ZM53 211H54V209H53ZM70 211V210H69ZM99 211V210H98ZM112 211H114V209L112 210ZM111 211V212H112ZM233 211V210H232ZM237 211V210H236ZM38 212L39 211H37V214H38ZM41 212V211H40ZM39 212V213H40ZM149 212V211H148ZM157 211H154V213H156ZM204 212V211H203ZM206 212V211H205ZM258 212H259V210H258ZM257 212V213H258ZM263 212V211H262ZM35 213H36V210H35ZM42 213V212H41ZM40 213V214H41ZM45 213H49V211L48 212H46V210H45ZM146 213V212H145ZM183 213H184V211H183ZM241 212H239V213H237V217H238V220H239V222H240V224H241V226L244 224V222H246L245 221V215L243 214H240ZM36 214V215H37ZM198 214V213H197ZM225 214H226V212H225ZM233 214V213H232ZM263 214V213H262ZM47 215V214H46ZM46 215L44 214V217H46ZM51 215H53V214H51ZM65 215V214H64ZM121 215V214H120ZM119 215V216H120ZM153 215V214H152ZM170 215V214H169ZM227 215V214H226ZM225 215V216H226ZM49 216V215H48ZM96 216V215H95ZM117 216V215H116ZM230 216V215H229ZM233 216H235V215H233ZM36 217V216H35ZM115 217V216H114ZM154 217V216H153ZM164 217V216H163ZM231 217V216H230ZM247 217V216H246ZM250 217V216H249ZM48 218V217H47ZM54 218V217H53ZM150 218V217H149ZM228 218V217H227ZM35 219V218H34ZM44 219V218H43ZM59 219V218H58ZM116 219H117V217H116ZM157 219V218H156ZM179 219V218H178ZM177 219V220H178ZM181 219V218H180ZM202 219V218H201ZM237 219V218H236ZM39 220V219H38ZM121 220V219H120ZM154 220V219H153ZM166 220V219H165ZM174 220V219H173ZM172 220V221H173ZM176 220V221H177ZM200 220V219H199ZM251 220V219H250ZM261 220H263V219H261ZM54 221H56V219L54 220ZM77 221V222H78ZM184 221V220H183ZM249 221V220H248ZM247 221V222H248ZM50 222V221H49ZM122 222V221H121ZM154 222V221H153ZM167 222V221H166ZM170 222V221H169ZM220 222V221H219ZM39 223V222H38ZM47 223V222H46ZM76 223V222H75ZM91 223V222H90ZM119 223V222H118ZM122 223H124V222H122ZM127 223V222H126ZM165 223V222H164ZM184 223H185V221H184ZM187 224H188V222H186ZM230 223V222H229ZM233 223H234V220H233ZM57 224V223H56ZM89 224V223H88ZM139 224V223H138ZM166 224V223H165ZM231 224V223H230ZM250 224V223H249ZM248 224V225H249ZM28 225H30V224H28ZM34 225H36V223L34 224ZM33 225V226H34ZM39 225H41L40 223H39ZM47 225H50V224H48L47 223ZM55 225V224H54ZM87 225V224H86ZM169 225V224H168ZM229 225V224H228ZM38 226V225H37ZM56 226V225H55ZM69 226V227H68ZM77 226V225H76ZM122 226V225H121ZM140 226H141V224H140ZM167 226V225H166ZM222 226V225H221ZM26 228L28 227V226H25ZM25 227H24V230H25ZM32 227V226H31ZM31 227L29 226V228L31 229ZM49 227H51V226H49ZM52 227H53V225H52ZM51 227V228H52ZM57 227V226H56ZM80 227V226H79ZM82 227H84V226H82ZM91 227V226H90ZM168 227V226H167ZM248 227V226H247ZM28 228V229H29ZM34 228H35V226H34ZM59 228H57V229H59ZM87 228V227H86ZM127 228V227H126ZM169 228H170V225H169ZM173 228V227H172ZM242 228V227H241ZM240 228V229H241ZM250 228V227H249ZM33 229V228H32ZM31 229V230H32ZM41 229V228H40ZM54 229V228H53ZM84 229V228H83ZM87 229H89V228H87ZM140 229H142V228H140ZM159 229V228H158ZM162 229V228H161ZM245 229H246V227H245ZM251 229H252V227H251ZM38 230V229H37ZM37 230H35V231H37ZM50 230V229H49ZM73 230V229H72ZM77 230V229H76ZM170 230H172V229H170ZM242 230V229H241ZM44 231V230H43ZM145 231V230H144ZM157 231V230H156ZM169 231V230H168ZM214 231V230H213ZM231 231V230H230ZM41 232V231H40ZM76 232V231H75ZM126 232V231H125ZM134 232V231H133ZM146 232V231H145ZM144 232V233H145ZM159 232V231H158ZM164 232V231H163ZM238 232V231H237ZM247 232V231H246ZM250 232V231H249ZM143 233V231L141 232V234ZM157 233V232H156ZM169 233V232H168ZM90 234V233H89ZM127 234V233H126ZM137 234V233H136ZM46 235V234H45ZM143 235V234H142ZM147 235H148V233H147ZM146 235V236H147ZM167 235V234H166ZM165 235V236H166ZM213 235V234H212ZM31 236V237H30ZM126 236V235H125ZM128 236V235H127ZM126 236V237H127ZM141 236V235H140ZM155 236H156V234H155ZM161 236H162V234H161ZM259 236V235H258ZM262 236V235H261ZM60 237V236H59ZM149 237V236H148ZM157 237V236H156ZM156 237H154V238H156ZM167 237H169V235L167 236ZM234 237V236H233ZM264 237V236H263ZM120 238V237H119ZM135 238V237H134ZM144 238V237H143ZM147 238V237H146ZM151 238H153V237H151ZM153 238V239H154ZM161 238V237H160ZM219 238V237H218ZM28 239V238H27ZM32 239V238H31ZM29 240V241H32V240ZM140 239V238H139ZM145 239V238H144ZM148 239V238H147ZM147 239H145V240H147ZM150 239V238H149ZM152 239V240H153ZM157 239V238H156ZM163 239V238H162ZM161 239V240H162ZM246 239V238H245ZM264 239V238H263ZM19 240H21V239H19ZM25 240V239H24ZM24 240H22V243H23V241ZM49 240V239H48ZM57 240V239H56ZM59 240V239H58ZM168 241H169V239H167ZM261 240V239H260ZM28 241V240H27ZM35 241V240H34ZM46 241H47V239H46ZM54 241V240H53ZM52 241V242H53ZM128 241V240H127ZM135 241V240H134ZM141 241V240H140ZM165 241V240H164ZM26 242V241H25ZM36 242V241H35ZM35 242H33V243H35ZM55 242H57V241H55ZM137 242V241H136ZM149 242V241H148ZM163 242V241H162ZM167 242V241H166ZM171 242V241H170ZM257 242V241H256ZM27 243V242H26ZM32 243V245H34ZM38 243H40V242H38ZM59 243V242H58ZM150 243V242H149ZM164 243V242H163ZM174 243V242H173ZM36 244V243H35ZM41 244H43L44 245V243L43 242H41ZM40 244V245H41ZM53 244V243H52ZM229 244V243H228ZM261 244V243H260ZM26 245V244H25ZM24 245V246H25ZM28 245V244H27ZM26 245V246H27ZM30 245V244H29ZM38 245V244H37ZM57 245V244H56ZM55 245V246H56ZM138 245H140V244H138ZM152 245V244H151ZM227 245V244H226ZM230 245V244H229ZM233 245V244H232ZM42 246V245H41ZM41 246H40V248H41ZM44 246H46V245H44ZM43 246V247H44ZM54 246V247H55ZM120 246V245H119ZM130 246V249L133 251V252H137V250H138V247L133 243V244H130L129 245ZM144 246H146V245H144ZM166 246V245H165ZM31 247V246H30ZM34 247V246H33ZM51 247V246H50ZM53 247V246H52ZM64 247V246H63ZM141 247H143V246H141ZM45 248V247H44ZM47 248V247H46ZM62 248V247H61ZM107 248H109V247H107ZM169 248H171L170 247V245H169ZM26 249H28V248H26ZM34 249V248H33ZM52 249V248H51ZM57 249V248H56ZM64 249V248H63ZM122 249V248H121ZM146 249V248H145ZM151 249V248H150ZM163 249H164V247H163ZM185 249V248H184ZM32 250V249H31ZM37 250H38V248H37ZM40 250V249H39ZM38 250V251H39ZM47 250V249H46ZM52 250H54V248L52 249ZM60 250H62V249H60ZM111 250H112V248H111ZM118 250H119V248H118ZM118 250H117V252H118ZM166 250V249H165ZM178 251H179V249H177ZM232 250V249H231ZM237 250V249H236ZM247 250V249H246ZM50 251V250H49ZM56 251V250H55ZM65 251V252H66ZM116 251V250H115ZM114 251V252H115ZM146 251V250H145ZM149 251V250H148ZM153 251V250H152ZM173 251H175V250H173ZM188 251V250H187ZM220 251V250H219ZM41 252H42V250H41ZM64 252V251H63ZM113 252V253H114ZM139 252V251H138ZM155 252V251H154ZM153 252V253H154ZM157 252V251H156ZM169 252V251H168ZM171 252V251H170ZM37 253H39V252H37ZM44 253V252H43ZM42 253V254H43ZM106 253V252H105ZM126 253V252H125ZM124 253V254H125ZM158 253V252H157ZM156 253V254H157ZM228 253V252H227ZM41 254V253H40ZM151 254H152V252H151ZM167 254V253H166ZM169 254V253H168ZM220 254V253H219ZM243 253H241V255H242ZM262 254H263V252H262ZM261 254V255H262ZM56 255V254H55ZM59 255V254H58ZM62 255V254H61ZM110 255V254H109ZM115 255V254H114ZM144 255H147V254H144ZM153 255V254H152ZM207 255V254H206ZM227 255V254H226ZM254 255V254H253ZM264 255V254H263ZM40 256V255H39ZM46 256V255H45ZM44 256V257H45ZM66 256V255H65ZM112 256H113V254H112ZM140 256V255H139ZM138 256V257H139ZM158 256V255H157ZM161 256V255H160ZM159 256V257H160ZM162 256H164V255H162ZM174 256H177V255H174ZM179 256V255H178ZM188 256V255H187ZM243 256V255H242ZM41 257V256H40ZM154 257V256H153ZM152 257V258H153ZM213 257V256H212ZM239 257V256H238ZM244 257H247V256H245L244 255ZM253 257V256H252ZM262 257V256H261ZM59 258V257H58ZM122 258H123V256H122ZM132 258V257H131ZM151 258V259H152ZM168 258V257H167ZM166 258V259H167ZM170 259H171V257H169ZM201 258V257H200ZM207 258V257H206ZM219 258V257H218ZM224 258H225V256H224ZM50 259V258H49ZM103 259H104V257H103ZM111 259H112V257H111ZM140 259V258H139ZM160 259V258H159ZM243 259V258H242ZM254 259V258H253ZM126 260H128V258L126 259ZM148 260H150V259H148ZM168 260V259H167ZM179 260V259H178ZM198 260V259H197ZM202 260V259H201ZM206 260V259H205ZM213 260V259H212ZM218 260V259H217ZM220 260V259H219ZM234 260V259H233ZM238 260H240V259H238ZM246 260V259H245ZM263 260H264V258H263ZM37 261V260H36ZM49 262H50V260H48ZM47 261V262H48ZM55 261V260H54ZM54 261H52V262H54ZM76 261V262H77ZM120 256L119 255H117V256H115L114 258H113V264H121L120 262ZM130 261V260H129ZM153 261H154V258H153ZM160 261V260H159ZM222 261V260H221ZM47 262H46V260L45 259H40V264L41 263H46L47 264ZM48 262V263H49ZM52 262H50V263H52ZM148 262V261H147ZM163 262V261H162ZM161 262V263H162ZM166 262V261H165ZM204 262V261H203ZM230 262V261H229ZM248 262V261H247ZM88 263V262H87ZM128 263V262H127ZM127 263H125V264H127ZM143 264V262H142V260H137V257H136V261L135 262H132L131 264ZM146 263V262H145ZM153 263V262H152ZM159 263V262H158ZM157 262H155L154 264H158ZM179 263H180V261H179ZM192 263V262H191ZM196 263V262H195ZM220 263V262H219ZM233 263V262H232ZM235 263V262H234ZM39 264V263H38ZM58 264H60V263H58ZM147 264V263H146ZM170 264H172V263H170ZM176 264V263H175ZM200 264V263H199ZM208 264V263H207ZM212 264V263H211ZM229 264V263H228Z\"/></svg>",
    "mask_w": 264,
    "mask_h": 264
}]
</instances>
